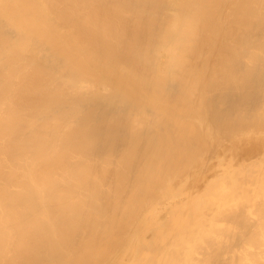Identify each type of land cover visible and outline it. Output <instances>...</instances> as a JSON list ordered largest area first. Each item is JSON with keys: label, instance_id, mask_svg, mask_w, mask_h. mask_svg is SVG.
<instances>
[{"label": "bare ground", "instance_id": "obj_1", "mask_svg": "<svg viewBox=\"0 0 264 264\" xmlns=\"http://www.w3.org/2000/svg\"><path fill=\"white\" fill-rule=\"evenodd\" d=\"M134 256L264 264V0H0V264Z\"/></svg>", "mask_w": 264, "mask_h": 264}, {"label": "rangeland", "instance_id": "obj_2", "mask_svg": "<svg viewBox=\"0 0 264 264\" xmlns=\"http://www.w3.org/2000/svg\"><path fill=\"white\" fill-rule=\"evenodd\" d=\"M203 181L205 182V180H203ZM192 183H193V185L191 184L192 188L190 187V189H193L196 185H200V183L197 182V181L196 182L192 181ZM199 188H198L199 190L197 191L196 195H201L203 193V190H202L201 186ZM127 259H128V257L124 258L123 261H121V262H117V264H126L127 263ZM119 260H122V259L119 258ZM128 263L129 264H139V258L134 256L133 259L130 260V262H128Z\"/></svg>", "mask_w": 264, "mask_h": 264}]
</instances>
